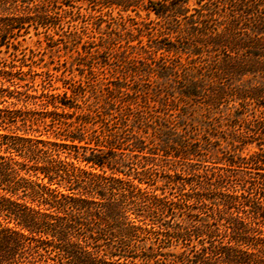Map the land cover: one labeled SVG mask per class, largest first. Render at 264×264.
Instances as JSON below:
<instances>
[{
  "label": "rangeland",
  "instance_id": "1",
  "mask_svg": "<svg viewBox=\"0 0 264 264\" xmlns=\"http://www.w3.org/2000/svg\"><path fill=\"white\" fill-rule=\"evenodd\" d=\"M114 1L0 0V108L11 119L0 132L46 142L76 135L84 137L73 142L85 153L96 147L89 137L103 140V149L117 145L105 174L132 178L167 199L189 191L175 172L264 151V74L221 69L223 53L191 22L204 0H164L158 13L152 7L161 0ZM247 57L257 58L243 51L235 60ZM251 88L259 94L251 96ZM53 148L52 156L65 159L66 148ZM0 153L19 163L15 178L48 184L18 151ZM142 208L126 213L139 226L128 249L167 244L163 250L180 252V240L161 241L157 225L188 220L197 208H175L159 221Z\"/></svg>",
  "mask_w": 264,
  "mask_h": 264
},
{
  "label": "trees",
  "instance_id": "2",
  "mask_svg": "<svg viewBox=\"0 0 264 264\" xmlns=\"http://www.w3.org/2000/svg\"><path fill=\"white\" fill-rule=\"evenodd\" d=\"M158 3V9L152 7L157 13L165 7L164 0ZM195 9L193 28L206 44L221 50L223 71L264 74V0H204ZM243 51L257 58L237 62ZM248 92L259 94L256 88ZM10 124L8 111L0 108V130ZM67 140L0 132V152L18 151L54 184L15 178L13 165L19 163L0 153V264H264V151L230 156L225 165L206 164L201 171L188 168L186 175L175 172L177 185L184 189L188 184L189 191L167 199L150 196L132 178L105 174V167H113L117 145L103 149V140L89 137L86 142L96 147L85 153L78 151L85 146L73 142L84 137L68 135ZM56 146L67 149L65 159L58 152L51 155ZM73 159L101 172L81 170ZM139 205L158 221L166 213L173 216L175 208H197L188 220L157 225L161 241L180 240V252L163 250L167 244L128 249V238L139 226L126 213Z\"/></svg>",
  "mask_w": 264,
  "mask_h": 264
}]
</instances>
